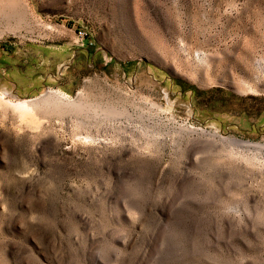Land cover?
<instances>
[{
    "label": "rangeland",
    "instance_id": "1",
    "mask_svg": "<svg viewBox=\"0 0 264 264\" xmlns=\"http://www.w3.org/2000/svg\"><path fill=\"white\" fill-rule=\"evenodd\" d=\"M12 3L5 100L83 106L0 105V264H264V0Z\"/></svg>",
    "mask_w": 264,
    "mask_h": 264
},
{
    "label": "crops",
    "instance_id": "2",
    "mask_svg": "<svg viewBox=\"0 0 264 264\" xmlns=\"http://www.w3.org/2000/svg\"><path fill=\"white\" fill-rule=\"evenodd\" d=\"M69 49H70L69 46H66L65 49L55 48L54 50H40L35 52L34 55L37 58V62H36L37 65L33 70V72L31 73L29 72L27 74H24V73H19L15 70L6 71L5 72V75L7 77L6 89H9L7 93L9 94L15 93L17 96L23 97L28 95L33 90L36 91L40 86L42 87L46 86L47 85L46 80L48 74L46 72L48 69L47 62H49V60L52 59L53 55L58 57L59 60L66 59L70 55Z\"/></svg>",
    "mask_w": 264,
    "mask_h": 264
},
{
    "label": "bare ground",
    "instance_id": "3",
    "mask_svg": "<svg viewBox=\"0 0 264 264\" xmlns=\"http://www.w3.org/2000/svg\"><path fill=\"white\" fill-rule=\"evenodd\" d=\"M4 4H0V14L5 15L7 14V12L8 13H10L11 11L13 12L14 10L13 3L11 5H8L9 3L7 5H4ZM46 27L48 26L46 25ZM4 95H5V92L0 91V105L10 107L21 119H27L31 115L32 106L34 105L45 108V109H52V110L61 109L65 111H69L73 108L83 106V104L80 101L76 102L73 100L72 101L67 100L68 95L60 90L51 91L47 93V95H43L42 97H39V99H34L33 102H30L28 100H22V99L16 100V101L5 100Z\"/></svg>",
    "mask_w": 264,
    "mask_h": 264
}]
</instances>
